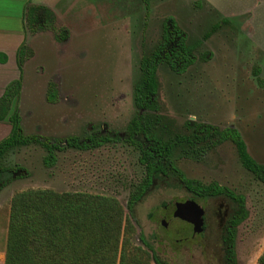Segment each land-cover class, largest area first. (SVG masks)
Instances as JSON below:
<instances>
[{"label":"rangeland","instance_id":"rangeland-1","mask_svg":"<svg viewBox=\"0 0 264 264\" xmlns=\"http://www.w3.org/2000/svg\"><path fill=\"white\" fill-rule=\"evenodd\" d=\"M95 1L98 7L107 5L106 0ZM89 2L85 0L83 10ZM116 5L119 18L110 20L99 13L89 28L69 33L63 41L50 29L31 32L36 34L35 49L26 50L30 60L23 65L19 101L24 133L86 139L100 131L122 132L135 112L133 83L140 58L157 43L162 22L171 15L185 31L196 61L181 74L159 66L161 112L178 125L192 119L233 126L249 153L264 163V89L253 73L258 67V77L264 78V52L252 43L246 18L221 23V16L199 0H152L145 18L137 1L129 0L127 19L120 17L125 15L122 2ZM216 23L220 27L205 38ZM49 82L56 86L55 102L46 99ZM9 130L8 119L1 121L0 138ZM62 146L52 166L43 163L46 151L38 144L17 147L4 158L6 165L20 166L28 174L0 191V264L10 201L17 191L48 188L110 195L128 212L129 196L144 175L138 148L118 139L88 149ZM177 165L187 178L205 184L215 181L245 196L248 216L237 227L236 259L237 264H254L264 249V184L242 167L234 145L224 142L203 161L179 159ZM189 194L182 187L157 184L139 203L138 222L130 217L137 232H143L170 264H220L202 249V234L172 215L174 202ZM198 203L217 213L227 207L222 198ZM207 221L217 228L219 217L208 213ZM134 239L140 243L137 236Z\"/></svg>","mask_w":264,"mask_h":264},{"label":"trees","instance_id":"trees-1","mask_svg":"<svg viewBox=\"0 0 264 264\" xmlns=\"http://www.w3.org/2000/svg\"><path fill=\"white\" fill-rule=\"evenodd\" d=\"M148 11L151 0H140ZM27 31H54L57 40L69 34L66 27L58 28L55 14L48 7L28 4L24 10ZM229 23V19H221ZM220 27L216 23L204 35H211ZM22 42L17 50L19 77L11 80L0 96V121L8 119L9 133L0 139V191L28 172L17 165H6L4 158L13 149L38 144L45 151L43 163L52 166L56 151L66 147L81 149L98 147L111 139L136 146L144 175L131 192L126 208L110 195L88 192H58L48 188H29L17 191L10 201L3 264H170L152 242L137 228L136 209L149 191L158 183L186 189L198 201L222 198L229 206L221 230L224 264H237L236 232L248 216L245 196L215 181L202 183L187 178L178 167L179 159L203 161L206 155L224 142H231L240 164L264 184V163L258 162L248 151L240 131L233 126L219 127L206 122L186 119L182 125L161 112L159 100L160 65L181 74L196 61L187 35L173 17L163 21L157 43L144 52L133 83L135 112L122 133H99L86 139L76 136L54 138L25 134L22 128L19 101L22 90V70L29 54ZM0 62H6L0 53ZM253 70L258 85L264 89V78ZM46 99L55 102L56 86L48 83ZM138 237L140 243L135 241ZM254 264H264V249Z\"/></svg>","mask_w":264,"mask_h":264},{"label":"crops","instance_id":"crops-1","mask_svg":"<svg viewBox=\"0 0 264 264\" xmlns=\"http://www.w3.org/2000/svg\"><path fill=\"white\" fill-rule=\"evenodd\" d=\"M106 1V7H98L96 1L92 0V2L86 4L87 7L83 10L82 6L85 4V0H0V53H4L6 56V62H0V96L6 85L19 75L17 50L20 44L25 42L32 50L35 49L33 43L36 34L27 31L24 22V10L28 4L42 5L51 9L55 14L56 26L66 27L70 36H72L79 33V31L81 32L82 29L89 28L90 20L92 19V22H94L102 12L110 20L119 18V11L114 8V6H117L116 1L117 4L122 2V8L125 10V15L122 10L123 14L120 17L128 18L129 0ZM133 1L138 2L144 14V7L140 0ZM199 1L218 13L221 16L220 18L244 16L248 21L252 43L258 50L264 52V0Z\"/></svg>","mask_w":264,"mask_h":264},{"label":"flooded vegetation","instance_id":"flooded-vegetation-1","mask_svg":"<svg viewBox=\"0 0 264 264\" xmlns=\"http://www.w3.org/2000/svg\"><path fill=\"white\" fill-rule=\"evenodd\" d=\"M152 1V0H151ZM151 1H150V5H149V9L148 11L145 9L144 5V18H145V15L147 16L148 13L150 12L151 10ZM160 1H164V0H160ZM141 2V1H140ZM142 3V2H141ZM167 17H173V16H167ZM165 17V18H167ZM164 18V19H165ZM174 18V17H173ZM237 17H231V18H227V19H236ZM175 19V18H174ZM223 19V18H221ZM238 19V18H237ZM164 21V20H163ZM176 21V19H175ZM177 22V21H176ZM178 24V23H177ZM221 24V23H220ZM162 25H163V22H162ZM162 25H161V30H162ZM179 25V24H178ZM180 27V26H179ZM182 29V28H181ZM161 34V33H160ZM25 63V62H24ZM19 70V69H18ZM23 71V70H22ZM19 77V75H18ZM17 77V78H18ZM22 77V76H21ZM192 120V119H190ZM1 122V121H0ZM10 131V130H9ZM9 133V132H8ZM99 133H108V132H104V131H100L98 133H93V134H90V135H97ZM122 133V132H120ZM5 137V136H4ZM3 138V137H2ZM1 139V138H0ZM160 184V183H158ZM150 192V191H149ZM148 192V193H149ZM189 193V192H188ZM187 199H193L191 197V194H189L185 199L183 200H179V201H185ZM195 200V199H193ZM212 199H208L206 200L207 202L210 201ZM197 203H198V200H195ZM176 202V201H175ZM175 202H174V210H175ZM199 204V203H198ZM200 205V204H199ZM202 207V206H201ZM203 224H202V227H201V231L198 232L199 234H202V244H200L202 246V249L204 250V252L206 253H213L216 258L219 260V263L220 264H224V260H223V245H222V240H221V230H222V227H223V224H224V221L228 215V212H229V206L227 204V207L224 208L223 211H221L220 213H217L215 208L213 207H208L207 206H203ZM173 210V212H174ZM208 213L211 215V217L215 218V216H218L219 217V222H215L217 228H213V224L211 223L210 226L208 225V221H207V215ZM173 215V213H172ZM173 217H175L173 215ZM178 218V217H176ZM180 219V218H179ZM183 220V219H181ZM185 221V220H183ZM187 223H189L192 227V223L186 221ZM162 224H165L164 220H162ZM205 253V254H206Z\"/></svg>","mask_w":264,"mask_h":264},{"label":"water","instance_id":"water-1","mask_svg":"<svg viewBox=\"0 0 264 264\" xmlns=\"http://www.w3.org/2000/svg\"><path fill=\"white\" fill-rule=\"evenodd\" d=\"M173 215L192 223L193 233L201 231L203 224V208L195 200L187 199L185 201H176Z\"/></svg>","mask_w":264,"mask_h":264}]
</instances>
